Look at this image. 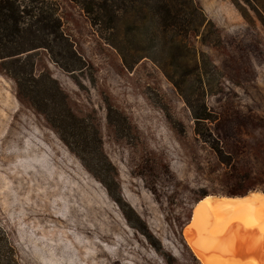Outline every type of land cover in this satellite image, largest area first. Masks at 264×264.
<instances>
[{"label": "rangeland", "instance_id": "1", "mask_svg": "<svg viewBox=\"0 0 264 264\" xmlns=\"http://www.w3.org/2000/svg\"><path fill=\"white\" fill-rule=\"evenodd\" d=\"M193 1L204 16L196 35L120 20L110 44L58 0L81 67L37 50L32 71L86 144L19 99L0 62V229L17 264H200L182 235L194 204L231 196L237 174L253 185L246 193H264V0ZM194 114L211 119L206 142ZM83 147L100 149L101 167L81 160Z\"/></svg>", "mask_w": 264, "mask_h": 264}, {"label": "trees", "instance_id": "2", "mask_svg": "<svg viewBox=\"0 0 264 264\" xmlns=\"http://www.w3.org/2000/svg\"><path fill=\"white\" fill-rule=\"evenodd\" d=\"M68 1L85 14L100 35L108 34L104 40L110 44L115 42L111 32L116 29L120 20L138 22L150 19L157 24L161 33H171L176 37L196 35L204 21V16L193 0ZM244 2L251 6L253 0H244ZM58 9V0H0V62L7 76L14 81L19 99H25L34 110L46 117L57 132L60 130L65 134L76 136L78 141L86 144L88 134L84 127L77 124L72 115L66 117L65 111L56 107L54 103L56 93L46 86L41 75L36 77L32 71L30 54L37 50L46 51L50 59L58 65V59L66 58L70 63L64 67H81L82 62L73 59L71 44L62 33ZM113 46L118 48L117 45ZM74 60L79 62V65ZM64 70L73 72L76 69ZM47 102L52 103V106ZM193 118L195 134L206 142L207 136L201 127L205 126L204 122H211V119L195 114ZM93 136L97 142H100L94 131ZM211 148L220 163L229 166L221 150L214 145H211ZM78 154L81 155L82 161L93 160L96 167L102 166L98 161L102 156L100 149L91 150L83 147ZM232 169L236 170L233 166ZM234 178L237 184L225 192L227 195L241 196L248 189L253 188L247 175L237 174ZM14 258V248L0 229V264H17Z\"/></svg>", "mask_w": 264, "mask_h": 264}, {"label": "bare ground", "instance_id": "3", "mask_svg": "<svg viewBox=\"0 0 264 264\" xmlns=\"http://www.w3.org/2000/svg\"><path fill=\"white\" fill-rule=\"evenodd\" d=\"M232 210L237 215L233 220L227 217ZM238 210L242 211L241 216L236 214ZM256 231L258 242H254ZM182 235L200 264H214L215 258L220 257L264 264V253L256 254L257 245H264V193L252 191L233 198L204 197L194 205Z\"/></svg>", "mask_w": 264, "mask_h": 264}, {"label": "snow or ice", "instance_id": "4", "mask_svg": "<svg viewBox=\"0 0 264 264\" xmlns=\"http://www.w3.org/2000/svg\"><path fill=\"white\" fill-rule=\"evenodd\" d=\"M206 264H209V262H206ZM214 264H255L254 261H240L233 257H220L215 258Z\"/></svg>", "mask_w": 264, "mask_h": 264}, {"label": "water", "instance_id": "5", "mask_svg": "<svg viewBox=\"0 0 264 264\" xmlns=\"http://www.w3.org/2000/svg\"><path fill=\"white\" fill-rule=\"evenodd\" d=\"M249 192L245 193L244 195H247ZM244 195H241V196H244ZM241 196H220V197H224V198H233V197H241ZM206 197V196H204ZM204 197H202L200 200H202ZM200 200H198L194 205H196Z\"/></svg>", "mask_w": 264, "mask_h": 264}]
</instances>
